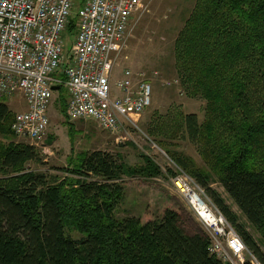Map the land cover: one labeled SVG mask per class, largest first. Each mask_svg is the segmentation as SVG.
I'll return each mask as SVG.
<instances>
[{
  "label": "trees",
  "instance_id": "obj_1",
  "mask_svg": "<svg viewBox=\"0 0 264 264\" xmlns=\"http://www.w3.org/2000/svg\"><path fill=\"white\" fill-rule=\"evenodd\" d=\"M76 1L77 7L83 2ZM75 22L73 13L66 34L74 33ZM173 52L184 92L205 101L203 119L174 108L146 131L264 264V0H195ZM58 90L64 113L66 90L62 84ZM14 116L1 100V138L14 137ZM177 139L196 146L202 165L175 149ZM143 158V166L130 169L110 152L86 151L61 176L47 175L24 168L40 162L34 145L0 140V264H229L210 253L207 232L188 233L173 208L147 222L116 215L124 174H161ZM211 181L223 187L245 222Z\"/></svg>",
  "mask_w": 264,
  "mask_h": 264
},
{
  "label": "built area",
  "instance_id": "obj_2",
  "mask_svg": "<svg viewBox=\"0 0 264 264\" xmlns=\"http://www.w3.org/2000/svg\"><path fill=\"white\" fill-rule=\"evenodd\" d=\"M141 3L83 0L73 12L74 0H0V101L20 96L26 105L11 123L16 137L43 144L52 87L59 84L66 88L67 117L93 119L110 132L123 122L136 126L151 104L152 78L124 68L114 87L111 80L114 54ZM73 13L75 30L66 50L64 36ZM172 182L189 205L183 187L204 202L201 208L190 206L208 231L211 254L230 264H260L193 178L179 169Z\"/></svg>",
  "mask_w": 264,
  "mask_h": 264
},
{
  "label": "rangeland",
  "instance_id": "obj_3",
  "mask_svg": "<svg viewBox=\"0 0 264 264\" xmlns=\"http://www.w3.org/2000/svg\"><path fill=\"white\" fill-rule=\"evenodd\" d=\"M194 3L195 0H142L140 8L131 18L124 41L114 54L112 86L121 77L124 68L142 72L147 78H152L151 104L141 114L136 126L123 123L117 131L109 132L94 120L71 119L61 113L59 93L54 91L48 109L47 136L43 144L34 145L40 162H27L24 168L61 176V170L70 168L69 162L76 161L80 153L102 150L119 156L126 167L134 169L143 166V157L147 156L160 168L161 174L150 178L124 174L118 181L124 195L116 209V215L135 216L142 222H147L159 218L163 210L170 207L179 211L182 225L188 233L195 230L207 231L192 211L187 199L172 182L179 168L165 149L158 146L146 131L148 124H152L157 117L167 116L174 108L183 113H195L199 121L203 119L205 101L189 97L184 92L175 71L173 52L174 40ZM77 5L76 1L73 12ZM72 37L73 34L65 33L64 49L69 48ZM153 72L156 74L153 75ZM4 101L14 114L26 109L20 96ZM0 140L4 143L13 141L33 145L30 140L16 137L15 134L12 139L0 137ZM176 142L178 146L175 149L202 165L196 146L186 139H177ZM189 185L194 187L191 183ZM210 186L231 207L239 221L245 222L223 187L216 181H211ZM207 197L209 198L208 195ZM67 233L73 238L81 237L74 230L67 229Z\"/></svg>",
  "mask_w": 264,
  "mask_h": 264
},
{
  "label": "bare ground",
  "instance_id": "obj_4",
  "mask_svg": "<svg viewBox=\"0 0 264 264\" xmlns=\"http://www.w3.org/2000/svg\"><path fill=\"white\" fill-rule=\"evenodd\" d=\"M116 83H117V81H115ZM115 82H114V85H113V87L115 86ZM60 85V84H59ZM64 86V85H63ZM57 87V89H58V86H56ZM65 87V86H64ZM116 88V87H115ZM56 89V90H57ZM55 90V91H56ZM65 90H66V88H65ZM53 97V96H52ZM66 106H67V103H66ZM88 120H93V119H88ZM95 121V120H94ZM123 123H125V122H123ZM122 123V124H123ZM126 124V123H125ZM100 126V125H99ZM101 127V126H100ZM49 128V127H48ZM102 128V127H101ZM103 129V128H102ZM105 130V129H104ZM107 131V130H106ZM110 132V131H109ZM179 186H183L182 184H180ZM181 191H184L183 193L187 196V198L192 202V203H190V205H195L196 207H198V208H201L200 206H202L203 204H204V202L199 198V197H197V196H195V195H193V194H190L189 192H190V190H189V188H187V187H183V189L181 190ZM189 194H190V196H189ZM192 209V208H191ZM193 211V210H192ZM224 216V215H223ZM225 217V216H224ZM226 218V217H225ZM227 220V219H226ZM228 221V220H227ZM201 222V221H200ZM229 222V221H228ZM230 223V222H229ZM231 224V223H230ZM203 225V224H202ZM232 225V224H231ZM204 226V225H203ZM205 228V227H204ZM206 229V228H205ZM207 230V229H206ZM207 232V234H208V231H206ZM240 237V236H239ZM240 240H241V238H240ZM241 242H242V240H241ZM243 243V242H242ZM209 249H210V246H209ZM228 263V262H227ZM230 264V263H229Z\"/></svg>",
  "mask_w": 264,
  "mask_h": 264
},
{
  "label": "crops",
  "instance_id": "obj_5",
  "mask_svg": "<svg viewBox=\"0 0 264 264\" xmlns=\"http://www.w3.org/2000/svg\"><path fill=\"white\" fill-rule=\"evenodd\" d=\"M54 91H55V90H54ZM56 92L58 93V92H59V90L57 89V90H56ZM65 93H66V91H65ZM65 97H66V99H67V94L65 95ZM25 106H26V105H25ZM65 106H66V102H65ZM61 113H62V112H61ZM62 114H64V115L66 114V109H65V112H64V113H62Z\"/></svg>",
  "mask_w": 264,
  "mask_h": 264
},
{
  "label": "water",
  "instance_id": "obj_6",
  "mask_svg": "<svg viewBox=\"0 0 264 264\" xmlns=\"http://www.w3.org/2000/svg\"><path fill=\"white\" fill-rule=\"evenodd\" d=\"M52 89H53V90H56V89H57V87H56V86H53V87H52Z\"/></svg>",
  "mask_w": 264,
  "mask_h": 264
}]
</instances>
